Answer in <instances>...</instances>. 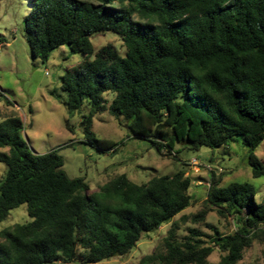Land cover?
I'll return each instance as SVG.
<instances>
[{"label": "trees", "instance_id": "trees-1", "mask_svg": "<svg viewBox=\"0 0 264 264\" xmlns=\"http://www.w3.org/2000/svg\"><path fill=\"white\" fill-rule=\"evenodd\" d=\"M103 33L120 38L123 55L109 45L93 50L89 38ZM23 34L32 60L45 62L62 46L83 55L62 77V90L69 115L82 113L87 140L110 94L109 113L157 152L177 159V144L214 150L240 137L252 178L264 176L254 154L264 140V0H29ZM22 130L15 116L0 123V149H7L0 152V222L21 205L29 218L0 230V264H68L79 255L95 264L126 256L165 224V236L135 264H239L254 240L264 260V198L257 202L251 185L221 187L212 175L202 210L185 216L194 180L183 170L142 185L118 175L88 194L56 151L30 152ZM213 209L232 215L237 232L221 235L207 224ZM188 221L213 232L210 245L195 228L180 237L179 224ZM214 248L221 258L210 263Z\"/></svg>", "mask_w": 264, "mask_h": 264}, {"label": "rangeland", "instance_id": "rangeland-1", "mask_svg": "<svg viewBox=\"0 0 264 264\" xmlns=\"http://www.w3.org/2000/svg\"><path fill=\"white\" fill-rule=\"evenodd\" d=\"M28 11L29 0H0V123L10 116L18 117L23 123L22 139L30 152L43 155L56 151L63 161L65 174L70 179L82 178L88 186V194L97 192L99 187L118 175L124 174L131 182L142 185L155 176H169L183 170L194 180L189 192L192 203L181 213L184 216L202 210L212 175L221 177V187L233 183L251 185L256 190V201H262L264 176L252 178L247 165V149L240 137L230 146L214 150L205 147L192 150L177 144V159H174L166 155V150L159 153L148 141L132 136L124 121L109 113L112 97L105 94V109L93 117V135L87 140L80 130L82 113L69 115L65 105L66 92L62 90V77L81 62L83 55L62 46L54 49L45 62L32 60L23 34V18ZM89 40L95 51L109 45L120 55L124 54L122 42L115 34H96ZM66 124L72 131L65 127ZM102 141L112 143L113 147L100 150L97 143ZM0 152L6 153L7 149H0ZM254 154L264 165V140ZM4 171L5 166L0 163V178ZM28 220L26 206L21 205L0 222V230ZM205 222L221 235H231L238 230L232 215L220 216L215 209L207 213ZM179 225L180 237L187 235L189 227L195 228L204 235L201 238L204 244L210 245L213 232L205 224L193 226L188 221ZM167 228L165 224L144 236L126 256L95 264H135L152 252ZM262 250V243L254 240L243 251L239 264H264ZM220 258L221 253L214 248L208 261L217 263ZM68 264L90 263L79 255Z\"/></svg>", "mask_w": 264, "mask_h": 264}]
</instances>
